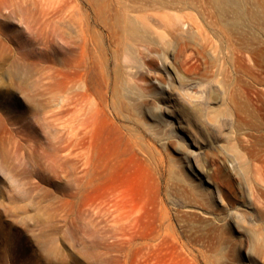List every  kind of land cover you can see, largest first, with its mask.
<instances>
[{
    "label": "rangeland",
    "instance_id": "rangeland-1",
    "mask_svg": "<svg viewBox=\"0 0 264 264\" xmlns=\"http://www.w3.org/2000/svg\"><path fill=\"white\" fill-rule=\"evenodd\" d=\"M240 2L0 0V264H264V0Z\"/></svg>",
    "mask_w": 264,
    "mask_h": 264
},
{
    "label": "bare ground",
    "instance_id": "bare-ground-1",
    "mask_svg": "<svg viewBox=\"0 0 264 264\" xmlns=\"http://www.w3.org/2000/svg\"><path fill=\"white\" fill-rule=\"evenodd\" d=\"M217 1V0H216ZM222 1V4L224 3V4H226V5H228V6H234L233 8H237V10H240L241 9V0H221ZM227 7V6H226ZM228 8V7H227ZM231 8V7H230ZM241 13V12H240ZM237 14V13H236ZM242 14V13H241ZM241 17V16H240ZM241 19H243V18H241ZM236 21H238V20H236ZM130 22V23H129ZM128 23V24H127ZM127 23H126V25L128 26L127 27V31H128V33H130L132 36L134 35H139L138 33H139V29L137 28L138 26H136V24L134 23H132V21H128L127 20ZM141 37V36H140Z\"/></svg>",
    "mask_w": 264,
    "mask_h": 264
}]
</instances>
